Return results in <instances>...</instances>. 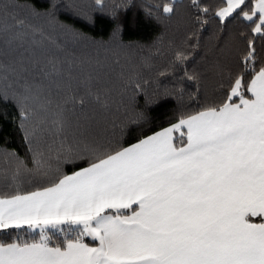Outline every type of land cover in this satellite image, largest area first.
<instances>
[{"label":"snow or ice","instance_id":"6c2138e0","mask_svg":"<svg viewBox=\"0 0 264 264\" xmlns=\"http://www.w3.org/2000/svg\"><path fill=\"white\" fill-rule=\"evenodd\" d=\"M93 2L101 12L107 6ZM12 7L0 0V56L21 48L30 55L0 59V80L20 83V90H0V103L18 107L32 167L10 154L14 166L0 173V233L35 235L0 239V264H264V59L255 47L264 38V0H188L194 25L215 18L223 30L244 22V53L219 83L220 99L182 110L175 122L127 144V124H141L144 113L112 119V88L83 70L92 61L37 55L49 38ZM57 7L51 0L44 14ZM156 9L170 17L176 0ZM188 58L178 48L174 65ZM184 77L200 81L196 72ZM148 83L130 77L124 86L133 101L142 94L146 107L183 99V88L150 94ZM49 122L60 138L54 158L32 147Z\"/></svg>","mask_w":264,"mask_h":264},{"label":"trees","instance_id":"16d2710c","mask_svg":"<svg viewBox=\"0 0 264 264\" xmlns=\"http://www.w3.org/2000/svg\"><path fill=\"white\" fill-rule=\"evenodd\" d=\"M5 2L13 5L9 9L13 15L24 19L26 25L40 28L49 38L33 50L37 55L55 54L77 62L80 59L92 61V65L86 64L83 70L85 74L91 71L94 76L98 75L102 78L101 84L112 88L109 112L112 119L122 123L134 112L144 113L146 119L141 124H127L123 138L125 144L175 122L182 110L196 111L205 103L220 99L219 83L226 82L228 72L236 70L246 48V41L239 35L248 31L244 22L233 21L223 30L215 18H210L203 27L194 25L188 0L176 1L177 11L170 17L156 9L163 0H106L103 12L97 10L93 0H55L58 7L54 16L44 14L50 8L51 0ZM33 10L41 15H34ZM149 11L152 15H148ZM86 16L92 18L91 22ZM117 25L120 30L114 35ZM193 32H196L195 38L188 40ZM255 47L258 58L264 59V38L258 36ZM178 48H183L189 57L183 65H174V54ZM22 55L28 56L30 52L21 48L11 57L3 55L0 59L7 61ZM116 59L120 61L118 65L113 62ZM185 71L200 74L198 85L186 80ZM130 77L147 80L150 94L183 88V99L173 95L146 107L142 94L136 95L133 101L131 87L125 88ZM9 84L10 91L20 90V83L13 76L7 81L0 80V90ZM193 95L196 99L191 98ZM18 115L14 101L0 103V173H7L14 166V157L10 154L32 167V153L19 127ZM44 127L46 130L33 141L32 147L54 158L60 147V138L51 130L50 122ZM64 170L70 173L73 168L65 166ZM32 186L25 181L26 190ZM4 187L0 184V188ZM16 235L29 239L35 233L11 231L0 233V239Z\"/></svg>","mask_w":264,"mask_h":264},{"label":"rangeland","instance_id":"374dc122","mask_svg":"<svg viewBox=\"0 0 264 264\" xmlns=\"http://www.w3.org/2000/svg\"><path fill=\"white\" fill-rule=\"evenodd\" d=\"M117 39H113V41H116Z\"/></svg>","mask_w":264,"mask_h":264},{"label":"crops","instance_id":"0c3cea01","mask_svg":"<svg viewBox=\"0 0 264 264\" xmlns=\"http://www.w3.org/2000/svg\"><path fill=\"white\" fill-rule=\"evenodd\" d=\"M176 1H179V0H176Z\"/></svg>","mask_w":264,"mask_h":264}]
</instances>
